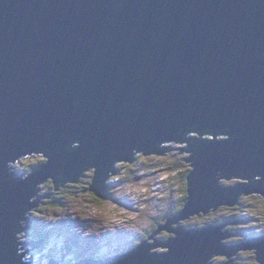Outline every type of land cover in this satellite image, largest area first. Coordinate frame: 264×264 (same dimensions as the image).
<instances>
[{
    "label": "water",
    "instance_id": "water-1",
    "mask_svg": "<svg viewBox=\"0 0 264 264\" xmlns=\"http://www.w3.org/2000/svg\"><path fill=\"white\" fill-rule=\"evenodd\" d=\"M189 134L213 140L174 152L192 163L183 222L264 200L250 183L264 184V0H0V264H47L20 247L47 180L76 186L94 171L103 199L116 165L162 159L151 152ZM39 155L29 175L10 171ZM243 177L251 186L218 185ZM222 229L76 264H210L229 248ZM249 243L264 264V235Z\"/></svg>",
    "mask_w": 264,
    "mask_h": 264
},
{
    "label": "rangeland",
    "instance_id": "rangeland-1",
    "mask_svg": "<svg viewBox=\"0 0 264 264\" xmlns=\"http://www.w3.org/2000/svg\"><path fill=\"white\" fill-rule=\"evenodd\" d=\"M193 136L198 137L197 134ZM200 138L213 140L209 135ZM188 148L166 147L168 154L162 159L135 154L133 165H116L118 177H109L107 180V186H112V190L101 194L103 199L93 195L97 201L87 196L90 194L87 190L92 184L94 171H84V179H80L76 186L57 188L51 180H47V185L39 186L41 200H35L33 214L22 222L20 247L31 258V253L34 254L42 245L38 246L37 242L45 240L47 246L44 251H36L34 255L50 264L53 263L50 256L42 254L52 250L51 260L55 264H76L87 254L93 253V260H99L125 255L141 243L148 245L158 241L166 244L176 236L174 232L178 229L191 230L238 215L243 218L242 221L218 223V226L223 227L222 235H232L227 237L224 244L229 246L225 258L210 259V264H259L256 254L245 253L250 245L249 234L264 229V200L238 197L235 208L217 210L210 213V217L183 222L180 214L176 216L183 203L184 186L180 173L170 172L168 168L175 162L189 169L191 164L184 160L188 156L174 154L175 151L187 152ZM45 160L44 155L20 160L13 164L10 171L27 176L32 168L43 164ZM168 174L173 178H167ZM224 183L251 186L248 179L221 180V184ZM40 230L42 234L46 232L50 239L43 236V240L41 238L33 242L36 238L33 232ZM235 251L236 254H233ZM163 252L148 251L147 255ZM74 254L79 259L74 260Z\"/></svg>",
    "mask_w": 264,
    "mask_h": 264
},
{
    "label": "trees",
    "instance_id": "trees-1",
    "mask_svg": "<svg viewBox=\"0 0 264 264\" xmlns=\"http://www.w3.org/2000/svg\"><path fill=\"white\" fill-rule=\"evenodd\" d=\"M204 136H206V135H204ZM194 137H196V136H192L189 140H190V142L188 143V147L189 146H191V147H193V146H195V145H197L198 143L196 142V140L194 139ZM200 139V138H199ZM165 147V145H161V146H159V147H157V149H156V152H151V154L152 155H156V156H164V155H167L168 153H167V149H165L164 148ZM133 157L134 156H132V158H131V161L133 160ZM187 158V157H186ZM185 160V159H184ZM192 164V163H191ZM182 165V164H181ZM191 166V165H190ZM190 169H191V167L189 168V169H184V167H183V165H182V167L180 166V165H177L175 162H174V165L172 166V167H169L168 168V170L170 171V172H177V173H180V177H181V179H182V181H183V186H184V191H183V199H182V202L185 204V199L187 198V176H188V174H189V172H190ZM169 172V173H170ZM169 175V174H168ZM82 177V176H81ZM81 177L78 179V181L77 182H79V180L81 179ZM167 178H173V176L172 177H170V175L167 177ZM234 184L235 183H231V184H221L220 183V180H219V182H218V185L219 186H223V187H231V186H234ZM68 185H73V184H68ZM58 187V186H57ZM87 190V189H86ZM88 191V190H87ZM87 196H89V197H91V195L90 194H87ZM92 198V197H91ZM94 200L96 199V201H97V198L96 197H94L93 198ZM59 202V201H58ZM99 202V201H98ZM182 203V205H181V210L179 209L178 211H177V215L176 216H178V214H179V212H181L182 211V209H183V207H184V204ZM239 204H237V206H238ZM210 213H214V212H210ZM209 214V213H208ZM202 215V214H201ZM211 214H209V216H210ZM175 216V217H176ZM199 216V215H198ZM233 217H226V218H224V219H222V220H218V221H214L213 223H206V224H204L205 226H203V227H198V228H196L195 227V229H200V228H205V227H209V226H212V227H215V226H217L218 227V223L219 222H222V221H224V223H226V222H229V221H231V222H236V221H242L243 220V218L242 217H240V216H234V215H232ZM223 224V223H222ZM190 230V229H189ZM22 231V230H21ZM20 231V232H21ZM261 232H264V231H262V230H258V231H256L254 234H249V236L252 238V237H258L259 236V234H261ZM33 234H35V236H36V238L35 239H40V237L41 236H44L43 234H42V231L40 230V231H36V232H33ZM32 244V246H34V243H31ZM35 245H36V243H35ZM208 264V263H207Z\"/></svg>",
    "mask_w": 264,
    "mask_h": 264
},
{
    "label": "bare ground",
    "instance_id": "bare-ground-1",
    "mask_svg": "<svg viewBox=\"0 0 264 264\" xmlns=\"http://www.w3.org/2000/svg\"><path fill=\"white\" fill-rule=\"evenodd\" d=\"M197 135H198V134H197ZM191 136H192V134H189V135H188V138H191ZM200 137H201V136L198 135V137H194V139H199ZM189 148H191V146H189ZM175 152H176V151H175ZM10 170H11V168H10ZM11 172H12V171H11ZM255 181H256V180H255ZM111 190H112V188H111ZM40 200H41V197L39 198V202H40ZM36 202H37V201H36ZM36 202H35V199H34V200H33V206H34V207L36 206V205H35ZM58 203H59V202H58ZM180 213H181V212H180ZM180 213H179V214H180ZM25 220H26V219H24L23 222H25ZM173 220H174V219H173ZM175 220H176V219H175ZM173 222H175V221H173ZM173 222H172V223H173ZM186 231H189V230H186ZM224 235H225L226 237H228L227 234H224ZM252 239H253V237H252V238L250 237V238L248 239V240H249L248 242L252 241ZM34 241H37V240L34 239L33 242H34ZM37 244H38V242H37ZM41 244H42V245H41ZM155 244H162V243L156 241ZM21 245H22V244H20V246H21ZM40 245H41V246H40ZM139 245H140V244H139ZM139 245H138L137 247H135V248L138 249V248H139ZM36 246H37V245H36ZM38 246H40V247H38V249L35 250V253H34V254H36V251H37L38 253H39V252L42 253V252L44 251L45 247L47 246V244H46V242H45V240H44L43 242L40 241V243L38 244ZM243 246H244V245H243ZM135 248H133V249H135ZM133 249H132V250H133ZM243 250H245V249H243ZM129 252H130V251H129ZM129 252H128V253H129ZM138 252H140V251H138ZM152 252H153V251H152ZM128 253H127V254H128ZM244 253H245V251H244ZM51 254H52V250H47V252H45L44 254H42V256H44V255L48 256V255H49V256H50V259H51V258H52ZM233 254H236V251H235ZM125 255H126V254H125ZM120 256H121V255H120ZM55 257H56V256H55ZM40 259H41V257H40ZM81 263H82V262H81Z\"/></svg>",
    "mask_w": 264,
    "mask_h": 264
},
{
    "label": "clouds",
    "instance_id": "clouds-1",
    "mask_svg": "<svg viewBox=\"0 0 264 264\" xmlns=\"http://www.w3.org/2000/svg\"><path fill=\"white\" fill-rule=\"evenodd\" d=\"M40 165H41V164H40ZM40 165H38V166H40ZM38 166H37V167H38ZM34 168H36V167H34ZM34 168H32V170H33ZM52 183H53V182H52ZM231 187H232V186H231ZM215 212H216V211H215ZM51 231H53L52 228H51ZM43 235L46 236L47 239H50V236L48 237L46 232H44ZM41 238H42V240H43V236H41L40 239H41ZM39 243H40V242L38 241V244H39ZM75 255H76V254H75ZM83 257H84V259H80V262H77V263H81V262L88 261V260L91 261V258H92V257H91V254H89V255L87 254V255H85V256H83ZM75 259H79V257H78V256H75V257H74V260H75ZM81 260H82V261H81ZM50 261L54 263L53 260L50 259ZM72 264H73V263H72Z\"/></svg>",
    "mask_w": 264,
    "mask_h": 264
},
{
    "label": "flooded vegetation",
    "instance_id": "flooded-vegetation-1",
    "mask_svg": "<svg viewBox=\"0 0 264 264\" xmlns=\"http://www.w3.org/2000/svg\"><path fill=\"white\" fill-rule=\"evenodd\" d=\"M242 179H248V180H250L251 178H246V177H243ZM254 180V178H252V181H250V183H254L255 182V180ZM247 181V180H246ZM237 183H239V182H237ZM256 183V182H255ZM258 187L260 186V187H264V184H261L259 181H258V183L256 184ZM69 186H71V185H69ZM88 191H89V187H88ZM90 192V191H89ZM92 194V195H91ZM52 195H54V194H52ZM90 195H91V197L93 198L94 196V194L93 193H91L90 192ZM231 222V221H230ZM262 231H264V229H262ZM227 235H228V237L230 236V235H232L231 233H226ZM262 235H264V232H261V234H259V236H262ZM258 236V237H259ZM250 238V236L248 237V239ZM253 238H255V237H253ZM248 241V240H247ZM246 250V249H245ZM219 256V255H218Z\"/></svg>",
    "mask_w": 264,
    "mask_h": 264
}]
</instances>
